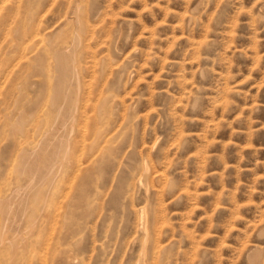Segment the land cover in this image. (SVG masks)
I'll return each instance as SVG.
<instances>
[{"label":"rangeland","instance_id":"374dc122","mask_svg":"<svg viewBox=\"0 0 264 264\" xmlns=\"http://www.w3.org/2000/svg\"><path fill=\"white\" fill-rule=\"evenodd\" d=\"M27 1L0 0V264H143L145 250L146 264H264V0ZM64 43L77 44L72 60L85 73L76 147L64 162L71 170L63 163L45 178L37 164L43 149L60 139L55 147H65L68 126L61 136L57 128L75 97L48 107L61 94L50 51ZM102 124L112 155L94 154L91 164ZM87 182L88 200L79 196Z\"/></svg>","mask_w":264,"mask_h":264},{"label":"bare ground","instance_id":"6f19581e","mask_svg":"<svg viewBox=\"0 0 264 264\" xmlns=\"http://www.w3.org/2000/svg\"><path fill=\"white\" fill-rule=\"evenodd\" d=\"M3 1V0H2ZM10 1V0H9ZM27 1V0H26ZM39 1V0H38ZM46 1V0H45ZM78 1V0H77ZM82 1H84V0H82ZM17 2V1H16ZM21 2V1H20ZM22 2H24V1H22ZM43 2V1H42ZM88 2V1H87ZM12 3H13V5H14V2H13V0H12ZM26 2H24V4H25ZM72 3H73V1H72ZM1 4V3H0ZM23 4V3H22ZM23 4V5H24ZM31 4H32V2H31ZM38 4V3H37ZM37 4H33V5H36L37 6ZM40 5H41V3H39ZM51 4V3H50ZM75 4V3H74ZM78 4H80L81 6L83 5L84 6V4L82 3L81 4V2H78L74 7H72L71 8V13L77 18V21H79V16H80V14L79 13H81L82 11H83V7L80 9L79 8V6H78ZM26 5H28V1H27V3H26ZM25 5V6H26ZM32 5V6H33ZM43 5H45L44 4V2H43ZM88 5V4H87ZM20 6H21V3H20ZM71 6H72V4H71ZM10 8H11V6H9ZM26 7H28V6H26ZM43 7V6H42ZM13 8H15V6L13 7ZM21 8V7H20ZM44 8V7H43ZM70 8V7H69ZM86 9H88L87 8V6L85 7ZM89 8H90V6H89ZM24 9V8H23ZM29 9V8H28ZM28 9H26L27 11H28ZM35 10H37L36 8H34ZM48 9V8H47ZM79 9L81 10V11H79ZM13 10V9H12ZM25 10V9H24ZM32 10V8L30 9V11ZM44 9H42V11H43ZM66 10V9H65ZM70 10V9H69ZM20 11V10H19ZM19 11H18V13L17 14H20L19 13ZM88 11V10H87ZM24 12V11H23ZM15 13H16V10H15ZM47 13V12H46ZM69 13V12H68ZM85 13H86V10H85ZM85 13L83 14V16H85ZM17 14H16V16H17ZM23 14H25V13H23ZM78 14H79V16H78ZM82 14H81V18H82ZM87 14H88V12H87ZM7 15V14H6ZM6 15H4V16H6ZM26 15H27V13H26ZM64 15V14H63ZM28 16V19H29V15H27ZM33 16V15H32ZM31 16V17H32ZM66 16H67V14H66ZM69 16V15H68ZM68 16L65 18V23H69V21H68V19H70V18H68ZM90 16H92V15H90ZM95 16V15H94ZM2 17V16H1ZM15 17V16H14ZM30 17V18H31ZM34 17V16H33ZM74 17V19L76 20V18ZM93 17V16H92ZM26 18V17H25ZM39 18V17H38ZM68 18V19H67ZM84 18V17H83ZM82 18V19H83ZM87 18V17H86ZM81 19V20H82ZM93 20H95L96 19V17L95 18H92ZM26 20V19H25ZM30 20V19H29ZM80 20V22H82V26H83V21H81ZM12 21V20H11ZM37 21V20H36ZM44 21H46V19H44L43 20V22ZM72 21V20H71ZM74 21V20H73ZM4 22V21H3ZM27 22L28 21H26V25H27ZM84 22H87L85 19H84ZM89 22V21H88ZM29 23H30V21H29ZM44 23H47V22H44ZM64 23V22H63ZM79 23V22H78ZM20 24V23H19ZM60 24V23H59ZM76 24V23H75ZM74 24V25H75ZM85 24H87V23H85ZM65 26H66V24H64ZM61 26V25H60ZM60 26H58L59 28H60ZM63 26V25H62ZM68 26V25H67ZM19 27H20V25H19ZM36 27V26H35ZM35 27H34V30H36L35 29ZM40 27V26H39ZM38 27V28H39ZM42 27V26H41ZM40 27V28H41ZM56 27V26H55ZM77 27V26H76ZM37 28V27H36ZM37 28V29H38ZM40 28H39V31H40ZM74 28V27H73ZM78 28H81V24H80V27H78ZM83 28V31H84V27H82ZM81 28V29H82ZM93 28V27H92ZM10 29H11V26H10ZM46 29H47V27H46ZM64 29V28H63ZM87 29H88V32H89V28L87 27ZM90 29H91V27H90ZM55 30H57V28L56 29H54V31ZM60 30V29H59ZM59 30H57V31H59ZM61 30H62V28H61ZM11 31V30H10ZM10 31H8V32H10ZM42 31V30H41ZM92 31V30H91ZM13 32H14V29H13ZM44 32V31H43ZM43 32H41L42 34H43ZM62 32V31H61ZM77 32V31H76ZM79 32V31H78ZM78 32L76 33V39H77V41H79L78 39H81L80 37H79V35H80V32H79V35H78ZM82 32V31H81ZM94 32H95V30H94ZM27 33V32H26ZM35 33H36V31L34 32V34H33V36L35 35ZM54 33V35L56 36V34H55V32H53ZM86 33L87 32H85V35H86ZM93 33V32H92ZM5 34V33H4ZM6 34H7V32H6ZM9 34V33H8ZM11 35H13L12 33H10ZM18 34V33H17ZM38 34H40V33H38ZM74 34H75V32H74ZM74 34L72 33V36H74ZM84 34V33H83ZM83 34H82V36H83ZM90 34V33H89ZM15 36H16V34H14ZM13 35V36H14ZM24 35V34H23ZM27 35V34H26ZM46 35V34H45ZM60 35V33L58 34V32H57V37ZM78 35V36H77ZM88 35V34H87ZM86 35V36H87ZM94 35H95V33H94ZM28 36H30V35H28ZM32 36V35H31ZM33 36H32V40L34 39L33 38ZM37 36H40V35H37ZM36 35H35V37H37ZM44 36V35H43ZM91 36V35H90ZM89 36V38H91ZM23 37V36H22ZM46 37V36H45ZM45 37H44V40H45ZM47 37L49 38V36H48V34H47ZM46 37V38H47ZM54 37V36H53ZM61 37V36H60ZM63 37V36H62ZM79 37V38H78ZM84 37V36H83ZM83 37H82V42L83 41H85V39H88V38H84V40H83ZM93 37H95V36H92V39H93ZM16 39V38H15ZM26 39H28V37L26 38ZM26 39H25V41H26ZM41 39V38H40ZM72 39H74V37H72ZM29 40H30V37H29ZM42 40V39H41ZM40 40V41H41ZM47 40V39H46ZM88 40H90V39H88ZM7 41V40H6ZM5 41V42H6ZM34 41V40H33ZM53 41V40H52ZM59 41H61V40H59ZM68 41V40H67ZM70 41H71V38H70ZM75 41V40H74ZM87 41V40H86ZM8 42V41H7ZM6 42V43H7ZM45 42V41H44ZM76 42V41H75ZM80 42V41H79ZM89 41H87V43H88ZM33 43V42H32ZM63 43V42H62ZM74 43V42H73ZM72 43V44H73ZM81 43V42H80ZM79 43V44H80ZM23 44H24V42H23ZM28 44V43H27ZM34 44L35 43H33V45L32 46H34ZM47 44H48V41H47ZM49 44H51V40H50V42H49ZM55 44H57V43H55L54 42V45L53 46H55ZM78 44V45H79ZM85 44H86V42H85ZM90 44V43H89ZM93 44V43H92ZM37 45H39V44H37ZM58 45V44H57ZM64 47H62V48H56V47H58V46H56L55 48H53V46L51 47L52 48V50L49 48L48 50L50 51V53L51 52H53L52 53V58L54 59V68H55V70H56V72H55V70H54V72L55 73H57L56 74V76L55 77H57V79H56V86L57 87H55V84H53L54 85V88H56V90H55V92H54V94H56V92L59 90V93H61V94H59V96H58V92H57V95H55V97H54V99H53V101H51L52 102V104H54V106L53 107H50L49 106V104H50V101L47 103L48 104V107H49V109H53V108H55V103L58 101V98H59V105H62L63 103L66 105V104H70L69 102L70 101H68L67 103H65V99H66V97L69 95V96H71L72 94H73V96H75V97H72L71 96V98H73V100H72V103H71V106H72V104H73V108H69L70 110H69V112H68V115H66V113L65 112H63V114H61V115H63L64 116V114H65V116H67L66 118H63L62 120H61V125H60V128H57V130H58V133L60 132V136H61V132L63 133V130L61 129V127L63 128V129H66V126H68V129H69V132H68V134H67V136H66V138H65V135L66 134H63L64 135V138H65V143H64V145H65V147L64 148H62L63 146L61 145L60 146V148L59 147H55L57 144H61V143H59V141L61 140H59L58 142H56L55 143V146H54V150L52 149V152H46V150L48 151V147L50 146H52V145H48V144H50V143H48L47 141H45L46 139H44V141L45 142H43V143H46L47 142V144L46 145H48V147H46V148H48V149H46L45 147V149L46 150H44L43 149V152H42V154H41V157H40V161H37L38 163L40 162V164H37L39 167H40V165H41V167L40 168H42V170H43V175H42V171L40 172L39 171V173H41V175L43 176V177H47L48 178V176H49V174H51L50 172H52L53 171V169L54 168H56L57 170H59L60 169V167H62V165H63V163L65 162L66 163V161H67V163H68V159H66V158H68V156H69V154H71L72 153V151L74 150V148L76 147V145H75V143H73L72 141H71V137H72V132H73V129H74V127H76V126H73V123H74V121H76V115H75V112H76V110H77V108H76V103H78L79 104V102H77L78 101V97L80 96L79 95V92L81 91L80 90V87H82V86H80V79L81 78H83V77H85V73H84V75H83V77H80V72L82 71V69H81V71H78V68H79V66H77L78 68H76V66H74V62H73V54H74V52H75V47L77 46V44H76V46H71V47H69V44L67 45V44H65L64 43ZM13 46V45H12ZM14 46H15V44H14ZM49 46V45H48ZM91 46H93V45H91ZM8 47V46H7ZM6 47V48H7ZM40 47V46H39ZM9 48H10V46H9ZM13 48V47H12ZM29 48H31V46H29ZM47 48V47H46ZM45 48V49H46ZM81 48V47H80ZM79 48V49H80ZM89 48H90V46H89ZM25 49H26V46H25ZM25 49L23 50V51H25ZM32 49V48H31ZM37 49H38V47H37ZM7 50V49H6ZM5 50V51H6ZM85 50H87L86 48H85ZM20 51V50H19ZM22 51V52H23ZM27 51H28V49H27ZM45 51H47V50H45ZM48 51V52H49ZM77 51V50H76ZM90 51V50H89ZM91 51H92V49H91ZM1 52V51H0ZM93 52H94V50H93ZM96 52V51H95ZM19 53V52H18ZM26 53V52H25ZM28 54H26V56H29L30 57V55H29V53H30V51L29 52H27ZM34 53V52H33ZM36 53H38V51L36 52ZM78 53L80 54L81 53V51H78ZM49 54V53H48ZM88 54V53H87ZM91 54H92V56H94V53H92L91 52ZM91 54L88 56V57H90L91 56ZM8 55V54H7ZM14 55V54H13ZM20 55V54H19ZM38 56L40 55V54H37ZM82 56H83V54H81ZM80 55V56H81ZM97 55V54H96ZM11 56V55H10ZM37 56V57H38ZM41 56V55H40ZM38 57L40 60H39V64H40V66H41V64H43V62H44V57ZM71 56H72V58H71ZM23 57H24V55H23ZM104 57V56H103ZM34 58H35V55H34ZM34 58H32V57H30V59H31V62H32V59H33V61L35 62V60H34ZM75 59H76V57H74ZM78 58V57H77ZM82 58V57H81ZM16 59H18V58H16ZM30 59H29V62H30ZM74 59V61L76 62L77 60H75ZM80 59V58H79ZM90 59H92L93 61V63H94V61H95V59H93L92 57L90 58ZM10 60H11V58H10ZM83 60V59H82ZM81 60V61H82ZM85 58H84V61H82L83 63L85 62ZM88 60V59H87ZM106 60V59H105ZM47 61V60H46ZM80 61V62H81ZM14 63H15V61H14ZM78 63V62H77ZM88 63V62H87ZM86 63V64H87ZM89 63H90V60H89ZM103 63V62H102ZM107 63V62H106ZM30 64V63H29ZM35 64H36V62H35ZM104 64V67H105V62L103 63ZM102 64V65H103ZM15 65H16V63H15ZM88 65V64H87ZM94 65V67H95V64H93ZM93 65H92V67H93ZM11 66H13V63H12V65ZM36 66V65H35ZM44 67V66H43ZM88 68L86 69V70H88L89 69V65L87 66ZM92 67H91V70H92ZM93 67V68H94ZM103 67V66H102ZM102 67H101V69H102ZM35 68V67H34ZM46 68H49V67H47L46 66ZM50 69V68H49ZM83 69H84V67H83ZM105 69V68H104ZM11 70V69H10ZM15 70H18V69H15ZM36 70H38V69H36ZM22 71V70H21ZM30 71V70H29ZM31 71H32V69H31ZM30 71V72H31ZM44 71V70H43ZM94 71H95V69H94ZM106 71V70H105ZM6 72H8V69H7V71ZM12 72V71H11ZM16 72V71H15ZM29 72V73H30ZM84 72V71H83ZM88 72H90V71H88ZM88 72H87V74H88ZM97 72V71H96ZM100 72H101V70H100ZM104 72V71H103ZM53 73V72H52ZM51 73V74H52ZM55 73H53L52 75L54 76V74ZM95 73V72H94ZM32 74V73H31ZM35 74V73H34ZM50 74V73H49ZM86 74V75H87ZM109 74V73H108ZM5 75V74H4ZM33 75V74H32ZM39 75V74H38ZM81 75V76H82ZM28 76V75H27ZM50 76V75H49ZM31 77V76H30ZM39 77H40V75H39ZM54 77V78H55ZM25 78V77H24ZM28 78V77H27ZM32 78V77H31ZM40 78H42V75H41V77ZM104 78H106V77H104ZM38 80V79H37ZM81 80H84V79H81ZM86 80H87V78H86ZM100 80V79H99ZM25 81H26V79H25ZM35 81V80H34ZM39 81V80H38ZM54 81H55V79H54ZM103 81H104V79H103ZM21 82H23L24 83V81H21ZM45 83H46V80L44 81ZM82 82V81H81ZM86 82V81H85ZM85 82H82V83H85ZM22 83V84H23ZM55 83V82H54ZM81 83V84H82ZM104 83H105V81H104ZM21 84V83H20ZM34 85V84H33ZM45 86H49V84L47 85V84H44ZM87 85H88V83H87ZM106 85V84H105ZM28 86V85H27ZM42 86H43V83H42ZM44 86V87H45ZM20 88H21V86H19ZM50 87H52L53 88V86H50ZM50 87H48V90H49V93H50V90L51 89H49ZM86 86H84L83 85V89H85L86 90V88H85ZM90 87V86H89ZM57 88H59V89H57ZM22 89V88H21ZM20 89V90H21ZM31 89V88H30ZM29 89V90H30ZM82 89V88H81ZM112 89V88H111ZM24 90H26V88L24 89ZM33 90H34V88H33ZM22 91H23V89H22ZM21 91V92H22ZM32 91V90H31ZM54 91V90H53ZM70 91H71V95H70ZM101 91V90H100ZM35 92V91H34ZM90 92V91H89ZM107 92V91H106ZM23 94L21 95V97L23 98V95H24V92H22ZM31 93V92H30ZM81 93H82V91H81ZM87 93H88V91H87ZM37 94H38V90H37ZM45 94V93H44ZM84 94H85V91H84ZM2 95V94H1ZM32 95H34V93L32 94ZM49 95V94H48ZM47 95V96H48ZM79 95V96H78ZM89 95V94H88ZM87 95V96H88ZM95 95H96V93H95ZM60 96H61V98L62 99H60ZM68 96V97H69ZM85 96V95H84ZM17 97V96H16ZM26 97V96H25ZM39 97V96H38ZM43 97V99L45 98L44 96H42ZM89 97H91V95L89 96ZM102 97H104L105 99L103 100V102H102V105L104 106V107H106L105 105H106V99H108V101L110 100L109 99V96L108 95H106V97H105V95L104 96H102ZM113 97H114V95H113ZM20 98V97H19ZM33 98V97H32ZM48 98H50V97H48ZM71 98H69V99H71ZM83 98V97H82ZM101 98V97H100ZM21 99V98H20ZM34 99V98H33ZM46 99V98H45ZM91 99H92V97H91ZM101 99H103V98H101ZM25 100V99H24ZM28 100V99H27ZM79 100H81V96H80V99ZM88 100V99H87ZM86 100V101H87ZM93 100V99H92ZM91 100V101H92ZM114 100V99H113ZM15 101V100H14ZM44 100H42V102H43ZM90 101V100H89ZM90 101V102H91ZM40 103H39V105L42 103L41 102V100L39 101ZM58 102H57V104H58ZM84 101H80V103H83ZM88 102V101H87ZM113 102V101H112ZM123 102V101H122ZM19 103V102H18ZM17 103V104H18ZM25 103V102H24ZM100 103V102H99ZM22 104V103H21ZM20 104V105H21ZM47 104H46V108L45 109H47L48 107H47ZM63 104V105H64ZM84 104V103H83ZM95 104V103H94ZM24 105H26V104H24ZM34 105V104H33ZM92 105H93V103H92ZM100 105H101V103H100ZM108 105H110V104H108ZM3 106V105H2ZM41 106V105H40ZM40 106H38V107H40ZM23 107H25V106H23ZM37 107V105L35 106V108H34V110L35 109H37L36 108ZM43 107V106H42ZM67 107V106H66ZM80 107H81V105H80ZM80 107H78V108H80ZM83 107H84V105H83ZM93 107H94V105H93ZM2 108V107H1ZM21 108H22V106H21ZM57 108H59V107H57ZM61 108H62V106H61ZM65 108V107H64ZM87 108V107H86ZM97 108V107H96ZM100 108V107H99ZM107 108V107H106ZM24 109V108H23ZM22 109V110H23ZM43 109V108H42ZM42 109H41V111H42ZM33 110V111H34ZM38 110V109H37ZM60 110V109H59ZM65 110V109H64ZM81 110V109H80ZM20 111V110H19ZM19 111H18V114L17 115H19L18 117H20V114H19ZM36 111V110H35ZM61 111V110H60ZM84 111V110H83ZM82 111V112H83ZM104 111V110H103ZM23 112V111H22ZM29 112V111H28ZM56 112V111H55ZM54 112V113H55ZM87 112H88V108H87ZM87 112L85 113V112H83V113H85V114H87ZM98 112V111H97ZM99 112L101 113V111H100V109H99ZM7 113V112H6ZM20 113H21V111H20ZM30 113V112H29ZM33 113V112H32ZM49 113H53V110H51V112H49ZM57 113H59V111L57 112ZM78 113H80V111H78ZM100 113L98 114L99 115V117H100ZM28 114V113H27ZM34 114V113H33ZM84 114V115H85ZM102 114V113H101ZM17 115H14V116H17ZM22 115H24V113H22ZM21 115V116H22ZM29 115V114H28ZM79 115V114H78ZM31 117H32V115H30ZM57 116H58V114H57ZM64 116V117H65ZM85 116H87V115H85ZM102 116H104V115H102ZM9 117V116H8ZM25 117H26V115H25ZM25 117H23L24 119H25ZM30 117V118H31ZM54 117H55V115H54ZM5 118V117H4ZM22 118V117H21ZM22 118V119H23ZM80 118V117H79ZM78 118V119H79ZM61 119V118H60ZM77 119V120H78ZM99 119V118H98ZM26 121H28L29 122V119H25ZM24 120V121H25ZM31 120V119H30ZM55 120H57V117H56V119ZM83 120H84V118H83ZM87 120V119H86ZM10 121V120H9ZM24 121H22V123L24 124L25 122ZM43 121V120H42ZM53 121V120H52ZM68 121V122H67ZM99 121H101V118L99 119ZM98 121V122H99ZM15 122V121H14ZM28 122H27V124H28ZM67 122V123H66ZM77 122V121H76ZM80 122H81V120H80ZM80 122H78V123H80ZM83 122V121H82ZM17 124H18V121L16 122ZM15 123V124H16ZM19 123H21V120L19 121ZM78 123H76L77 125H78ZM51 124V123H50ZM81 124V123H80ZM52 125V124H51ZM10 126V125H9ZM20 125L18 124V128H21V127H19ZM22 126H24L25 127V124L24 125H22ZM47 126V125H46ZM15 127H17V126H15ZM23 127V128H24ZM80 127V126H79ZM82 127V126H81ZM85 127V126H84ZM47 129V128H46ZM53 129V128H52ZM79 129V128H78ZM15 130V129H14ZM20 130V129H19ZM22 130H25V128L24 129H22ZM21 130V131H22ZM61 130V131H60ZM67 130V129H66ZM80 130V129H79ZM16 132H21V131H18V130H15ZM28 130H26V132H27ZM51 131V133H52V130H50ZM84 131V130H83ZM107 131H108V127L106 126V124H102L100 127H97V130H96V132H95V136L93 137L94 138V143H93V141H92V145L90 146V148H89V155L88 156H93L94 154H97V153H100L101 154V157H102V155H108V158L110 157V155H112L111 153H112V150H113V146L111 145V147L108 145V142L110 141V136L108 137V133H107ZM7 132V131H6ZM15 132V133H16ZM25 132V133H26ZM54 132H56V130L55 131H53V134L56 136L55 138L56 139H59L58 137H57V135L56 134H58V133H54ZM77 132H78V130H77ZM76 132V133H77ZM18 134V133H17ZM16 134V135H17ZM22 134H24V133H22ZM21 134V135H22ZM48 134H50L49 132H48ZM51 135L50 137L53 139V136L54 135ZM78 134V133H77ZM13 135H15L14 133H13ZM20 135V134H19ZM39 135V134H38ZM18 136V135H17ZM24 136V135H23ZM22 136V137H23ZM58 136H59V134H58ZM112 136V135H111ZM114 136V135H113ZM112 136V137H113ZM21 136H19V138H20ZM50 137H49V139H50ZM14 138H15V136H14ZM26 138V137H25ZM83 137H81V139H82ZM114 138V137H113ZM42 139V138H41ZM84 139H85V137H84ZM77 140H79V139H77ZM83 140V139H82ZM14 141V140H13ZM56 141V140H55ZM64 141V140H63ZM62 141V142H63ZM74 141V140H73ZM31 142H32V140H31ZM54 142V141H53ZM76 142V141H75ZM83 142V141H82ZM15 143V142H14ZM54 144V143H53ZM58 145V146H59ZM12 146H13V143H12ZM17 148H18V146L17 145H15ZM21 146H23V145H21ZM20 146V147H21ZM44 146V145H43ZM52 146V147H53ZM14 147V146H13ZM35 147H37L36 145H35ZM41 147V149L43 148L42 146H40ZM40 147H39V149H40ZM16 148V149H17ZM62 148V149H61ZM13 149V148H12ZM19 149V148H18ZM25 149H27L26 147H25ZM37 149V148H36ZM39 149H38V151H39ZM41 149H40V151H41ZM61 149V150H60ZM23 150V149H22ZM22 150H19V151H22ZM33 150V149H32ZM50 150H51V148H50ZM49 150V151H50ZM60 150V151H59ZM117 150V149H116ZM15 151V150H14ZM14 151H12V152H14ZM18 151V150H17ZM16 151V152H17ZM18 151V152H19ZM26 151V153L28 152V155H29V151H27V150H25ZM25 151H23V153H25ZM31 151V150H30ZM34 151H35V149H34ZM39 151V152H40ZM78 151V150H77ZM100 151V152H99ZM17 152V153H18ZM96 152V153H95ZM114 152H115V150H114ZM23 153H21V152H19V154H22V155H24ZM25 153V154H26ZM32 153H33V151H32ZM35 153V152H34ZM30 154H31V152H30ZM36 154V158H37V155H39L40 156V154H38V152L37 153H35ZM84 154V153H83ZM99 154V155H100ZM9 155V154H8ZM12 155V154H11ZM68 155V156H67ZM98 155V154H97ZM97 155H95V157L97 156ZM98 155V156H99ZM104 155V156H105ZM10 156V155H9ZM15 156V159H16V155H14ZM27 156V155H26ZM32 156H33V154H32ZM31 156V157H32ZM35 156V155H34ZM23 157V156H22ZM21 158V157H20ZM19 158V159H20ZM26 158V157H25ZM35 158V159H36ZM76 158V157H75ZM18 159V158H17ZM33 159H34V157H33ZM35 159H34V161H35ZM66 159V160H65ZM92 159V160H91ZM93 159H94V157L92 158H90V160L92 161L91 162V164L93 163ZM96 159H97V157H96ZM108 160L107 159V157L106 158H104V160ZM37 160V159H36ZM39 160V159H38ZM77 160V159H76ZM106 160L105 161H103L104 163H106ZM14 161V160H13ZM72 161L73 160H71L70 159V165L72 164ZM89 161V160H88ZM100 161H102V158H101V160ZM24 162V161H23ZM30 163H31V166H32V164H33V160H30ZM65 163H64V165H65ZM78 163H80V162H78ZM82 163V162H81ZM27 163L25 162V164H24V167H25V165H26ZM101 164H102V162H101ZM101 164H99V166L101 165ZM23 165V163H22V161H21V166ZM28 165H29V162H28ZM36 165V163H35V166H37ZM66 165H68V164H66ZM65 165V166H66ZM21 166H20V168H21ZM65 166L63 167V169L65 168ZM69 166V165H68ZM78 166V165H77ZM81 166V165H80ZM94 166V165H93ZM103 166H104V164H103ZM23 167V168H24ZM32 167H34V166H32ZM39 167H37V168H39ZM70 167V166H69ZM68 167V168H69ZM76 167V166H75ZM23 168H21V170H23ZM39 168V169H40ZM81 168V167H80ZM80 168H78V169H80ZM100 168H102V165H101V167ZM35 168H33V170H34ZM38 169V170H39ZM62 169V168H61ZM63 169H62V171H63ZM95 169V168H94ZM37 169H36V171H38ZM41 170V169H40ZM55 170V169H54ZM68 170H71V167H70V169H67V171ZM24 171V170H23ZM27 171V170H26ZM60 171V170H59ZM76 171V170H75ZM94 171V170H93ZM32 172L33 171H31V174H32ZM65 172H66V170H65ZM96 172V171H95ZM35 173V172H34ZM33 173V174H34ZM37 173V172H36ZM52 173H54V171L52 172ZM61 174H62V172H60ZM74 173V172H73ZM73 173H71V174H73ZM101 173H102V171H101ZM57 174V173H56ZM56 174L54 175V176H52V179L53 178H56L57 176H56ZM59 174V173H58ZM75 175L77 174V173H74ZM35 175V174H34ZM40 174H37V175H35V176H37V177H39L40 178V176H39ZM65 175V174H64ZM63 175V176H64ZM56 176V177H55ZM59 176V175H58ZM80 176V175H79ZM96 176V175H95ZM29 177V176H28ZM42 177V181H43V179H44V182H45V178H43ZM62 177V176H61ZM32 178H33V175H32ZM38 178V179H39ZM51 178V177H50ZM60 177H58V179H59ZM73 178H75V177H73ZM80 178V177H79ZM30 179H31V176H30ZM29 178H28V180H30ZM36 179V178H35ZM18 180V179H17ZM47 180H49V179H47ZM67 180H68V178H67ZM80 180V179H79ZM94 180V179H93ZM93 180H91V181H93ZM96 180V179H95ZM94 180V181H95ZM8 181V180H7ZM32 182L34 181L33 179L31 180ZM39 181H40V179H39ZM91 181L89 182V183H91ZM138 181V180H137ZM27 182V181H26ZM34 182H38V180L36 179V181H34ZM34 182L33 183H30V181H29V183L31 184V186H32V188H34L33 187V185L32 184H34ZM49 182V181H48ZM47 182V183H48ZM51 179H50V184H51ZM54 182H55V180H54ZM53 182V183H54ZM71 182V181H70ZM79 182V181H78ZM97 182V181H96ZM95 182V183H96ZM41 183V182H40ZM43 183V182H42ZM46 183V182H45ZM46 183V184H47ZM139 183H141L140 181H139ZM25 183H23L22 185H24ZM36 184H38L39 185V182L38 183H36ZM44 184V183H43ZM42 184V185H43ZM45 184V185H46ZM80 184V183H79ZM86 184V183H85ZM27 185V184H26ZM45 185H43V186H45ZM48 186H49V183L47 184ZM46 185V186H47ZM84 185V184H83ZM16 186H17V184H16ZM20 187H21V185H19ZM30 186V185H29ZM31 186L29 187V188H31ZM37 186V185H36ZM92 186V185H91ZM90 185L88 186V182H87V186H84L81 190H80V192H79V196L80 197H83V198H86L87 200H88V197H89V194H91L89 191H86L87 190V187H91ZM23 187V186H22ZM28 187V186H27ZM52 187V186H51ZM55 187V186H54ZM23 188H25V186L23 187ZM44 188V187H43ZM53 188V187H52ZM39 189V187H37V190ZM40 189H41V185H40ZM92 189H94V187L92 188ZM5 190V189H4ZM36 190V189H35ZM35 190H33V191H35ZM89 190V189H88ZM23 191V190H22ZM40 191V190H39ZM38 191V192H39ZM56 191V190H55ZM101 191V193H102V190H99V192ZM97 193V192H96ZM101 193H100V195H101ZM43 194V193H42ZM12 195V194H11ZM25 195V194H24ZM41 196V195H40ZM76 198V197H75ZM5 200V199H4ZM41 200H42V198H41ZM78 200V199H77ZM89 200H90V198H89ZM33 201V200H32ZM44 201V200H43ZM47 201V200H46ZM82 201V200H81ZM89 202V201H88ZM6 203V202H5ZM44 203V202H43ZM1 204V203H0ZM7 204H8V202H7ZM32 204V203H31ZM37 204V203H36ZM40 205V204H39ZM8 206H10V205H8ZM25 206V205H24ZM4 207V206H3ZM7 207V206H6ZM6 207H4V208H6ZM3 208V209H4ZM20 208V207H19ZM27 208V207H26ZM30 208V207H29ZM8 213H9V207H8V209H5ZM141 211V210H140ZM38 212V211H37ZM16 214V213H15ZM29 214V213H28ZM31 214V213H30ZM2 215V214H1ZM27 215V214H26ZM2 218H3V215H2ZM27 220V219H26ZM1 221V220H0ZM2 223V222H1ZM29 223V222H28ZM144 223V222H143ZM3 224V223H2ZM5 230V229H4ZM145 234H146V232H145ZM145 247V246H144ZM144 250V249H143ZM67 255V254H66ZM69 255H70V253H69ZM72 256H73V254H72ZM17 257V256H16ZM66 258V257H65ZM69 258V257H68ZM74 259V258H73ZM145 259H146V250L144 251V253H143V257H142V262H143V264H146L145 263ZM73 261V260H72ZM71 263V262H70ZM20 264V263H19ZM22 264H23V262H22ZM25 264V263H24ZM46 264V263H45Z\"/></svg>","mask_w":264,"mask_h":264}]
</instances>
